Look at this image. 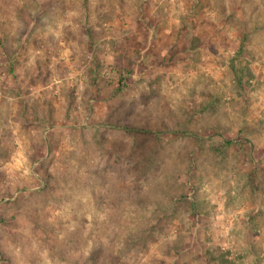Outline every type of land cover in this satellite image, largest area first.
<instances>
[{"label":"rangeland","instance_id":"1","mask_svg":"<svg viewBox=\"0 0 264 264\" xmlns=\"http://www.w3.org/2000/svg\"><path fill=\"white\" fill-rule=\"evenodd\" d=\"M0 264H264V0H0Z\"/></svg>","mask_w":264,"mask_h":264},{"label":"trees","instance_id":"2","mask_svg":"<svg viewBox=\"0 0 264 264\" xmlns=\"http://www.w3.org/2000/svg\"><path fill=\"white\" fill-rule=\"evenodd\" d=\"M26 5H27V4L22 3V5H21L22 8H21V7H20V8L17 7V9L19 8V11H20L19 13H21V11L24 10V9L26 8ZM125 130H126L128 133H130V131H131V129H130V128H127V127L125 128ZM136 131L143 132L141 129H138V130H136Z\"/></svg>","mask_w":264,"mask_h":264}]
</instances>
